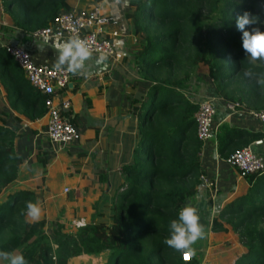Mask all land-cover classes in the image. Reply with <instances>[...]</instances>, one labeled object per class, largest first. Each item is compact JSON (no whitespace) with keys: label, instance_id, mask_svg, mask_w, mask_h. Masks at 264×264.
Masks as SVG:
<instances>
[{"label":"trees","instance_id":"trees-1","mask_svg":"<svg viewBox=\"0 0 264 264\" xmlns=\"http://www.w3.org/2000/svg\"><path fill=\"white\" fill-rule=\"evenodd\" d=\"M0 1L10 21L29 31L49 24L62 7L69 8L67 0ZM129 1L135 10L128 16L142 36L139 73L154 82L158 98L146 103L155 112L142 118L133 161L122 167L124 187L114 201L111 224L89 223L66 231L57 223L50 238L44 219L28 221L26 202H36L34 193L28 189L3 192L16 177L20 158L13 147V133L1 119L0 250H18L28 264H68L80 252L106 250L108 264H198L193 256L184 260L180 252L164 244L170 220L177 218L185 199L197 192L204 174L199 161L202 141L194 118L199 103L181 89L193 83L198 69L206 65L220 96L253 110L264 108V85L243 75L252 68L264 76V61L250 62L235 25V18L244 11L264 21V0ZM259 26L264 31V24ZM3 51L0 78L11 107L29 119L42 116L41 95L15 59ZM224 136L223 157L247 145V140L232 143ZM263 177L264 172L248 174L247 190L228 200L218 214L239 232L246 247L237 264H264V202L257 203L252 196ZM213 226L221 228L223 223L215 218Z\"/></svg>","mask_w":264,"mask_h":264},{"label":"crops","instance_id":"crops-1","mask_svg":"<svg viewBox=\"0 0 264 264\" xmlns=\"http://www.w3.org/2000/svg\"><path fill=\"white\" fill-rule=\"evenodd\" d=\"M67 3L69 8L99 6L111 15L117 21L120 35L116 37V44L122 53L118 60L92 53L86 61L87 71L72 74L65 87L57 88L56 101L60 98L70 100L62 114L77 127L78 138L65 146L53 144L46 133L45 111L36 119L18 113L8 101L1 78L0 123L2 119L11 129L13 147L20 158L16 177L8 188L28 189L34 193L35 203L41 209L39 219L45 220L44 227L62 223L64 230L75 231L76 220L82 219L84 224L112 223L114 201L119 200L116 193L124 187L122 167L133 161L139 124L145 115L155 112V107L146 103L153 97L157 99L158 93L153 90L154 82L142 78L139 73L137 54L142 46V36L132 17L128 16L135 10L129 0H67ZM55 39L57 37H49V44L41 48L44 38H33L29 30L14 25L0 1V65L4 46L8 43L22 45L38 63L54 65L56 54L51 43ZM100 57L104 58L103 63L97 64ZM206 67L201 66L193 83L181 89L197 103L200 100L195 98V89L199 90L197 81L200 77L207 82L201 74L204 71L207 75ZM23 75L26 78L24 72ZM211 83L213 91L206 93L204 87L199 90L202 99L212 97L216 105L212 136L202 142L200 151L203 181L183 205L191 203L196 207L206 231L205 238L193 245V260L198 264H237L246 247L239 232L218 214L228 200L247 190L248 182L239 176L235 166L225 161L226 157L220 151L221 136L225 135L224 140L232 143L247 140L255 151L264 153V123L253 118L249 114L253 109L245 104L230 112L227 104L231 101L215 91L212 79ZM239 129L255 136L241 133ZM260 138L262 144H253ZM223 152H227V148ZM215 218L222 221L221 228L213 226ZM27 220L33 221L28 217ZM69 260V264L75 261L77 264H108L110 253L108 250L99 254L84 252Z\"/></svg>","mask_w":264,"mask_h":264},{"label":"built area","instance_id":"built-area-1","mask_svg":"<svg viewBox=\"0 0 264 264\" xmlns=\"http://www.w3.org/2000/svg\"><path fill=\"white\" fill-rule=\"evenodd\" d=\"M116 24L117 21L103 12L99 6L62 8L56 12L49 24L31 30L30 34L33 38L78 36L87 41L91 53L118 60L122 57V53L117 49L116 37L120 35V32ZM4 48L21 67L29 83L42 94L46 107V133L49 140L53 144L65 146L77 139L79 136L77 127L62 114L63 109L69 107L70 100L68 98L55 100L57 88L65 87L72 73L66 70L57 71L53 65L36 62L31 53L20 44L8 43ZM227 107L230 112L241 108L240 104L234 101L229 102ZM215 113L214 98L205 97L199 101L194 118L197 137L202 142L212 136ZM249 114L264 123V108L251 110ZM262 143V138L253 141V144ZM225 161L238 169L240 177L264 172V153L255 151L252 144L236 149L225 158ZM81 221L76 220L75 226L83 225L84 222ZM182 258L189 260L192 254L189 253Z\"/></svg>","mask_w":264,"mask_h":264},{"label":"clouds","instance_id":"clouds-1","mask_svg":"<svg viewBox=\"0 0 264 264\" xmlns=\"http://www.w3.org/2000/svg\"><path fill=\"white\" fill-rule=\"evenodd\" d=\"M261 24H264V21H261L259 15H254L250 11H244L235 18L236 28L241 33L242 49L246 57L250 58V62L264 61V31L259 26ZM48 44L49 37L45 36L44 44L40 47ZM51 47L56 54L53 65L55 70H66L73 75L87 71L86 61L91 58L92 53L86 40L78 36H69L63 40L57 38L51 43ZM103 60L104 58L100 57L96 63L101 64ZM243 75L264 85V76L255 73L252 68L245 69ZM24 214L33 221L38 220L41 214L38 203L27 201ZM205 236L206 231L200 223L196 207L191 203H185L180 207L177 218L170 220L169 235L164 239V244L186 256L195 253L193 245ZM0 261L4 264H28L23 254L5 250H0Z\"/></svg>","mask_w":264,"mask_h":264},{"label":"rangeland","instance_id":"rangeland-1","mask_svg":"<svg viewBox=\"0 0 264 264\" xmlns=\"http://www.w3.org/2000/svg\"><path fill=\"white\" fill-rule=\"evenodd\" d=\"M142 19V18H141ZM201 74L203 75V76H205L206 77V79H207V82L206 81H204V79L202 78V77H200L199 79H198V84H200V86L198 85V88H199V90H201L200 88H202V87H204V90H205V92L206 93H208V92H211V91H213L212 90V88H213V84L211 83V79L207 76V75H205L204 74V71H202L201 72ZM199 90L198 89H195V98L199 101V100H201L202 99V97H203V95H201L200 93H199ZM145 149V148H144ZM259 187L255 190V193L253 192L252 193V196H253V198H254V195H255V198H254V201L255 202H257V203H263L264 202V177L262 178V180H260L259 181ZM10 190H12V189H10V188H5L4 189V191L3 192H8V191H10ZM118 193L119 192H117L116 193V195L117 196H119L118 195ZM82 220V219H81ZM83 221V220H82ZM81 221V222H82ZM54 224H51V226H46V227H44V229H45V232L46 233H48L49 234V236H50V238H51V236H52V229L54 228V226H53ZM52 226H53V228H52ZM51 227V228H50ZM14 252H16V253H18L19 254V251L18 250H15ZM84 252H80L79 254H83ZM79 254H77V255H79ZM77 255H74L75 257L77 256ZM73 257V256H72ZM240 259H241V257H240ZM240 259H239V261L237 262V263H239L240 262ZM70 261V260H69ZM250 261H253V260H250ZM249 261V262H250ZM246 262H248V261H246ZM4 262L3 261H0V264H3ZM71 263V262H70ZM68 264H69V262H68ZM73 264H77V262L75 261ZM79 264V263H78Z\"/></svg>","mask_w":264,"mask_h":264}]
</instances>
